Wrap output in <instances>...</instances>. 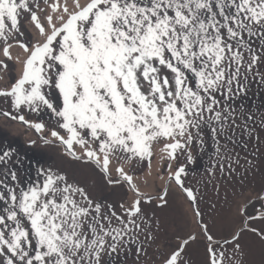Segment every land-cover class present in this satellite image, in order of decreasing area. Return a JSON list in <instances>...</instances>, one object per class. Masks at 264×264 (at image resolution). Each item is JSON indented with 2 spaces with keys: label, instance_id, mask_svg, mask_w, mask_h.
Instances as JSON below:
<instances>
[{
  "label": "snow or ice",
  "instance_id": "6c2138e0",
  "mask_svg": "<svg viewBox=\"0 0 264 264\" xmlns=\"http://www.w3.org/2000/svg\"><path fill=\"white\" fill-rule=\"evenodd\" d=\"M253 83L264 86V0H0V98L10 109L0 115L131 193L117 209L63 169L39 166L26 178L16 149L0 150V264H127L132 244L135 264H157L146 258L163 228L146 208L168 207V188L143 191L136 165L147 161L151 176L158 156L161 179L195 205L184 183L194 147L211 140L207 174L231 175L236 129L258 116L264 130V103H244ZM45 112L48 121L27 118ZM235 206L241 227L219 239L194 211L203 264H264V184ZM244 232L258 253L241 243ZM198 238L162 241L158 264H193L187 250Z\"/></svg>",
  "mask_w": 264,
  "mask_h": 264
},
{
  "label": "rangeland",
  "instance_id": "374dc122",
  "mask_svg": "<svg viewBox=\"0 0 264 264\" xmlns=\"http://www.w3.org/2000/svg\"><path fill=\"white\" fill-rule=\"evenodd\" d=\"M26 22L24 20L21 21L22 25L26 24ZM244 103L251 107L253 111H256L257 106L264 103V86L253 83L249 96ZM0 109L10 110L2 98H0ZM27 118L48 121L49 114L46 112L38 116L37 114H29ZM248 129H253L251 138ZM257 136H259L260 140L259 145H257L256 141ZM37 137L38 134L34 130L0 115V150L7 148L16 149L24 161L26 178L35 179V169L39 166H52L63 169L70 176L89 185L92 195L102 203H112L119 209V204L129 199L131 193L126 188L107 185L97 169L66 157L58 144L44 145ZM31 139H37V144L30 145L28 141ZM234 140L235 143L228 142V147L232 150L234 157L237 155L239 157L238 165L233 161V167L236 172L229 175L228 171L223 173L217 171L214 178L207 174L206 169L209 167L211 160L215 159V145L209 140L203 151L198 147H194L195 162L185 165L187 174L184 177V183L186 187H191L197 196L195 205L188 201L186 194L174 183L165 182L161 179V177L167 175V164L161 162L158 156L152 160L151 176L147 175L149 171L147 161L143 165H136L135 176L141 178L139 182L143 191L155 196L156 193L167 187L169 193L168 207L156 209L150 205L146 208L150 216L153 211L155 212V218H159L163 228L159 233V239L156 244H153L149 249V257L146 259L155 260L158 264L157 246L162 241L175 243L177 234L196 232L199 238L190 245L187 255L193 261V264H203L205 240L202 233L199 232L196 223V220L200 218L194 216V211L197 207L202 213V222L209 225L210 231L217 239L230 237L233 231L241 227L242 218L238 214L235 205L241 202L243 197L253 195L264 184V130L259 127V117L257 116L256 124L248 121L247 128H237ZM245 144L247 145L246 147ZM257 147H259V151H257ZM180 159L183 162V157ZM249 160L253 161L257 166L252 170L254 174L245 172L248 167L247 161ZM225 167L227 168V162ZM160 168H163V171H159ZM2 177L3 165H0V178ZM145 180L147 181L146 184ZM213 204L216 205L215 208L212 207ZM254 207L259 208V204L256 201L251 202L248 211L252 213ZM257 225H264V221H258ZM152 230L155 231V219ZM241 243L253 248L258 253L259 241L251 233L244 232L241 237ZM134 248V244L129 245L127 249L129 254L123 257V259L127 260V264H135ZM256 258H258V255Z\"/></svg>",
  "mask_w": 264,
  "mask_h": 264
}]
</instances>
